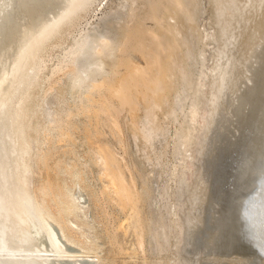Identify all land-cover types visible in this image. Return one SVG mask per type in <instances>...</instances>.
<instances>
[{
  "label": "bare ground",
  "instance_id": "6f19581e",
  "mask_svg": "<svg viewBox=\"0 0 264 264\" xmlns=\"http://www.w3.org/2000/svg\"><path fill=\"white\" fill-rule=\"evenodd\" d=\"M93 1L0 0V130L3 127L7 128L6 132L0 135V264L98 262L97 253L89 252L68 240L56 220L57 216L62 217L67 212L68 214L80 212L86 216L85 192L79 186L75 187L76 185L69 193L62 191L63 195L59 196L63 197L61 200L64 202L60 204L63 207L57 215L48 212L41 205V200L38 201L36 194L30 193L31 169L25 162L29 159L33 140L28 136L26 125L28 111L24 103L36 81V76L31 70L33 68L30 69V73L23 74L26 66L41 53L44 46L56 34L74 26L80 14ZM119 1V9L104 18L105 21L116 22L113 26L111 24L112 28L109 27L111 30L107 28L109 30L104 32L80 35L58 60L51 71V76L60 73L62 76H71L72 89L84 85L85 94L90 97L81 107L88 110L85 112H93L92 115L96 119L94 121L101 120V123L97 124L107 127L112 133L117 131L120 135V115L125 111L124 113L131 118L130 132L134 141L141 138L148 150L153 149L156 139L163 130L158 115L161 114L165 118L172 116L171 122L181 125L176 130L181 132V135L177 136L175 132L179 138L176 142L174 140V145L172 144L173 154L184 157L195 142V132L201 128L199 119L202 103L198 95L202 92L207 79L203 71L205 59L201 60V71L196 73L198 79L196 78L194 84L192 98L185 96L191 99V103L187 105L183 103L186 99L177 93L179 89L174 85L178 77L182 81L183 75L188 74L189 65L195 58V56L192 58V51L195 50L191 49V45L194 46L192 43L198 38L193 34L196 30L194 21L198 14V0ZM212 2L216 10L217 23L223 24L221 34H224L222 32L227 30V27L234 26L231 44L235 43L230 55L220 52L221 55L226 54V59L223 58L225 61L210 69L212 79L210 78L208 99H205L208 111L206 116L201 114V118L208 122L214 113L216 114L217 108L223 106L222 112H225L227 117L230 116L228 135L231 134V139L228 136L225 139L227 153L223 159V166L221 165L219 169L220 179L212 200V216H215L214 225L218 232L216 244L223 253L221 260L226 262L221 264H264V0H212ZM221 20L225 22L226 27ZM147 21L153 24L151 28H147ZM118 30L122 32L119 33L120 36L116 32ZM208 36L206 35V38ZM211 36L208 40L215 42ZM227 50L229 52V49ZM132 53L138 54L143 62L142 66L133 63ZM190 57L192 61L189 60ZM105 67H109L110 72H107L109 74L104 72ZM82 72H86L87 75L83 77ZM79 75L81 81L74 82ZM98 77L101 80H98ZM189 78L191 80V76ZM185 79L182 81L183 85L188 80ZM180 84L178 87H181ZM91 90L95 91L97 99L89 93ZM225 96L227 99L220 102ZM218 109L221 110L220 107ZM101 115H104V120L100 119ZM221 119L223 121V118ZM212 122L215 123L213 119ZM209 124L211 121L204 128L209 130L207 127ZM205 134H202L201 142H204L202 139ZM97 143H100L99 138ZM96 150L97 158L103 163L102 170L109 187L112 193L113 191L116 193V204L122 209L129 206L132 212L130 216L136 219L134 224L139 226L136 228L138 230L141 227L139 220L143 219H140L137 204L144 200L147 194L144 196L143 192L141 195H133L131 189L134 184H130V187L125 183L122 169L115 158L113 159L114 155L112 156L108 146L99 144ZM161 156L159 155L157 159ZM184 161L182 159V168L185 167ZM177 184L183 190V179ZM163 188L157 192L158 196L155 198L156 215L153 217L149 213L151 219L154 218L153 222L148 224L150 221L143 220L144 225L148 227L146 229L150 238L148 244L156 253L169 248L168 239L175 228L173 224L177 222L172 220L175 219L176 213L172 215V219L168 218L171 213L165 205L167 192L166 188L164 190ZM179 188L175 193L177 196ZM194 189L197 190V187ZM191 195L194 196V192ZM173 196L175 198V195ZM190 197L189 201L193 198ZM177 207L179 208V205ZM137 230L135 232L139 240L136 244L142 249V231L145 230L140 229V232ZM178 231L182 233L183 230ZM181 233L178 234L181 236ZM178 236L175 237L176 240ZM214 237L216 238V235L211 237L213 238L211 240H214ZM177 241L179 243V240ZM175 245L178 244L174 243ZM217 263L219 262L216 261Z\"/></svg>",
  "mask_w": 264,
  "mask_h": 264
},
{
  "label": "rangeland",
  "instance_id": "374dc122",
  "mask_svg": "<svg viewBox=\"0 0 264 264\" xmlns=\"http://www.w3.org/2000/svg\"><path fill=\"white\" fill-rule=\"evenodd\" d=\"M119 3V0H94L93 3L89 4L80 14L74 26L56 34L55 37L44 46L41 53H39L25 68L23 74L30 73L31 70H33L32 72L35 73L36 76V81L29 90L24 103V107L28 111L26 121L28 136L33 140L29 159L25 162V165L29 166L31 169L29 177L30 193L36 194L38 201L41 200V205L45 207L48 212L51 211L50 213L53 212L57 215L63 207L61 206V203L64 202L63 199L61 200L63 197L61 195V197L59 196V194H62V191L69 193L76 185L75 187L79 186L85 192L86 206L84 207V212L86 216H83L80 212L75 213L77 216L72 213L68 214L67 212L64 213L62 217L57 216L58 218L56 217V220H58L57 224L59 223V226L68 240L84 247V249L89 252L97 253V264H216V261L219 262L217 264H221L225 261L221 260L223 259V253L219 251L216 244L218 232L214 225L215 216H212V200L220 179L219 169L221 165L223 166V159L227 153V142L225 139H227V136L229 138L231 137V134L228 135V117L230 116L227 117L225 112H222L223 106H219L221 110L218 109V107L217 110L219 111L216 110V114L214 113L212 116L215 123L212 122V119L208 122L204 121V119L201 118V114L206 116L208 111L206 106L207 101L205 99H208L210 78L212 79V71L210 69L224 62L226 59L225 55H230L231 50H233L235 43L231 44V41H233L231 36L234 34V26L232 25L233 29L227 27V30L222 32L224 34H221V25L223 26V24L221 22L217 23L218 19L215 18L216 10H214L215 7L212 0H200V3L199 0L197 1L198 14L196 16L199 17L195 18L194 24L196 30L193 34L194 37L198 38L197 41L193 39L195 43L193 42L192 44L195 45H191V49L195 50L192 51V58L194 56L195 58H193V61L191 57L189 58L192 62L190 61L191 64L189 65V69L187 68L189 70L187 71L188 74H184L182 77V81H184L186 77V79H188H185V85H183L179 77L178 80L181 81L180 83L182 84H180L178 80L175 82L176 84L174 83V86L179 89L177 93L181 97H184V100L186 99V102L183 101L185 105L191 103V99L189 100V98L193 96V90H195L194 84H196V78L198 77L196 73L200 72L202 69L201 60L203 58L205 59L203 60L205 66L203 71L207 79L205 80L206 82H204L202 92L198 95L200 103H202L199 119L201 128L195 132V142L190 146V152L182 157L173 154L172 144L174 145V140L176 142L179 138L177 136L181 135V132H176L181 125L176 122H171L173 121L172 116H167L165 118L161 116V114L158 115L161 125L164 127L162 126V133L159 138L156 139L152 147L153 149L148 150L145 148V144L143 145V140H141V138L134 141L132 132H130L131 118L128 114L126 115L124 113L125 111L120 115V135L117 131L112 133L107 127H103L101 124L99 126V123L97 124V122L101 123V120L97 119V121H94L96 119L92 115L93 112H85L88 110L81 107L82 104L86 103L88 97H90H87L85 94L84 85H81V88L72 89L73 80L71 76H62L61 73L53 77L51 76V71L55 68L58 60L62 58L66 50L80 35L84 33L94 34V32H104V30L107 31L110 29L109 27L112 28V26L116 24V22L113 23V21H105L104 18L113 13L116 9L118 10ZM122 18H124V16ZM223 23L224 27H226L225 22ZM146 26L147 28H151L153 24L147 21ZM116 32L119 36V33H122L121 30ZM206 35H209V38L212 35L216 41L213 42L210 39L208 40ZM227 49H229V52ZM220 52L226 54L223 53V55H221ZM131 55L133 56L132 59L134 58L132 60L134 64L143 65L138 54L132 53ZM189 60H187V63ZM108 68H104L105 73L110 72ZM85 75H87V73L82 72V76L84 77ZM190 76L192 82H194L193 84L191 80H189ZM79 80L81 81V75L77 76L74 82H79ZM98 80H101V78L98 77ZM178 84L181 85V87L179 86L180 88ZM189 84H191V86ZM187 86L190 87L188 88ZM240 86L243 88L242 85ZM188 90L192 91L190 92ZM103 92L106 93V90L103 89ZM179 92L185 95L182 96ZM89 93H92L91 95H93L95 99L98 98L94 90H91ZM225 97L222 98L220 102L225 101V99H227V97ZM85 113L90 115H86ZM47 114L49 115L46 116ZM103 116L100 117V119L104 120L105 118ZM225 116L227 118H225ZM163 118L164 120H162ZM221 118H223V121H221ZM55 121L59 123L55 124ZM210 121L211 124L207 126L209 127V130H207L204 126ZM219 121L222 122V124H220ZM219 125L224 129L219 128ZM223 125L225 127H223ZM6 129V127H3L0 130V135H3ZM95 131L99 134H96L97 132ZM202 134H205V137L202 139L204 142H201ZM97 137L100 143H97ZM99 144H105V146L109 147L112 156L114 155L113 159L115 158L114 160L118 163L120 169H122L121 171L123 172L125 183L127 185L129 184L128 186L130 187V184H134V187L132 186L131 189L133 195H141L143 192L144 196L147 194V197L145 196L144 199L145 201H139L137 207L138 210H140V219H147L148 222L150 221L149 223L147 222L148 224L154 220V218L151 219L152 216H149V213L153 215V217L156 215L154 210L157 207L155 205V198L158 196L157 192H160L162 187L166 188L167 197L165 199V205L171 213L170 216L167 217L172 219L176 213L175 219L172 220H177L175 225L173 224L175 228L171 231L168 239L170 245L167 247L170 249H167L169 250L166 249L163 251L164 253L154 252L152 246L150 247V244H148L150 238L148 237V231H146L148 227L144 225L145 221L139 220L141 227L137 230L136 228L138 225L135 226L134 221L136 219H132V216H130L132 212H130L129 206L122 209V207L116 204V193L114 194L115 191L112 193V189L109 187L108 180L105 178V173L102 170L103 163H101L97 158L98 156H96V149ZM199 153L201 155H199ZM159 155L162 156L160 159H157ZM189 158L193 161L189 160ZM182 159L185 160L184 168L181 167ZM180 179H183L184 182L185 188L183 187V190L179 188V184H177L180 182ZM39 187L40 189H38ZM177 187L179 188L178 196L175 194L177 192L176 190H178ZM196 187L197 190L194 189V191L193 188ZM181 191H184L183 193L186 191V193L182 194ZM193 192L194 196L191 195ZM107 193L109 194L107 195ZM180 193L182 196H179L181 195ZM41 194L42 196H40ZM173 195H175V198H173ZM188 195L189 197H193L194 200L190 197L191 199L189 201ZM108 196H110V199ZM112 198H114V200ZM178 201L182 203H178ZM178 205L181 209L177 207ZM173 210H176V212H173ZM151 212L154 213L152 214ZM128 215L131 220H129ZM125 216L128 217V219ZM185 220L186 222L189 221V223L186 224ZM140 229L145 230L142 231V249L136 244L139 239H137L135 231L137 230L140 232ZM181 229L183 230L182 233L178 231ZM178 233H181V236ZM171 234L174 235L171 236ZM175 235L180 236V238L179 236L177 238L179 243ZM215 235L216 238L214 237V240H211L213 239L211 237ZM83 237L86 239H83ZM174 243L178 245L174 246Z\"/></svg>",
  "mask_w": 264,
  "mask_h": 264
}]
</instances>
